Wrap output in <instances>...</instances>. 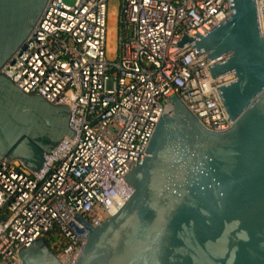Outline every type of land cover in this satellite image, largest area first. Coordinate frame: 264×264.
Returning a JSON list of instances; mask_svg holds the SVG:
<instances>
[{"label": "built area", "instance_id": "built-area-1", "mask_svg": "<svg viewBox=\"0 0 264 264\" xmlns=\"http://www.w3.org/2000/svg\"><path fill=\"white\" fill-rule=\"evenodd\" d=\"M111 1L50 0L27 47L3 69L24 93L70 107L76 135L38 174L0 161V264H22L18 251L50 233L59 260L76 264L87 243L78 217L100 226L133 195L122 178L147 157L172 97L211 131L233 126L208 68L223 58L210 61L191 47L197 33L205 37L230 17L229 0H118L110 59ZM256 7L264 35V0ZM185 35L193 41L180 46Z\"/></svg>", "mask_w": 264, "mask_h": 264}, {"label": "water", "instance_id": "water-1", "mask_svg": "<svg viewBox=\"0 0 264 264\" xmlns=\"http://www.w3.org/2000/svg\"><path fill=\"white\" fill-rule=\"evenodd\" d=\"M49 2L0 0V161L34 174L75 139L72 110L24 93L3 69L27 47ZM229 3L230 17L197 33L191 47L223 58L208 68L233 126L211 131L172 97L147 157L122 178L133 195L100 226L78 217L87 243L76 264H264V35L256 0ZM192 41L185 35L180 46ZM18 257L63 264L41 236Z\"/></svg>", "mask_w": 264, "mask_h": 264}, {"label": "rangeland", "instance_id": "rangeland-1", "mask_svg": "<svg viewBox=\"0 0 264 264\" xmlns=\"http://www.w3.org/2000/svg\"><path fill=\"white\" fill-rule=\"evenodd\" d=\"M65 3L69 5H74L76 0H64ZM119 7L118 0H112L109 3V11H108V40H107V56L112 59L115 57L116 49H117V12ZM51 242H57L58 237L53 235L50 239ZM45 241H47L45 239ZM49 248L54 252L55 255L59 256L60 252L56 247L53 246L52 243L47 244Z\"/></svg>", "mask_w": 264, "mask_h": 264}, {"label": "trees", "instance_id": "trees-1", "mask_svg": "<svg viewBox=\"0 0 264 264\" xmlns=\"http://www.w3.org/2000/svg\"><path fill=\"white\" fill-rule=\"evenodd\" d=\"M52 236H53L52 233H50V234H48V235L46 236V240H47L46 243H47V244L51 243V240H50V239L52 238Z\"/></svg>", "mask_w": 264, "mask_h": 264}]
</instances>
